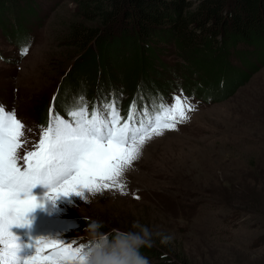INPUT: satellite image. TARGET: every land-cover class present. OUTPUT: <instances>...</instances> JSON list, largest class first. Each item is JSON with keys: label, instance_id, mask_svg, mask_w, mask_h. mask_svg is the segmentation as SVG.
<instances>
[{"label": "rangeland", "instance_id": "1", "mask_svg": "<svg viewBox=\"0 0 264 264\" xmlns=\"http://www.w3.org/2000/svg\"><path fill=\"white\" fill-rule=\"evenodd\" d=\"M32 1L36 17L28 24L27 53L17 52L10 18L0 11V105L15 111L23 131H34L33 113L43 97L41 121L50 109L51 115L71 120L70 110L86 106L89 113L93 102H100L108 118L114 107L121 124L149 128L158 115L164 119V109L177 97L185 113L175 128L161 127L159 135L149 128L120 178L123 190L86 192L85 199L71 194V203L46 196L38 200L45 214L81 217L82 226L63 230L75 242L89 241L85 229L93 220L103 223L105 233L135 230L134 223L145 226L162 254L152 256L142 247L148 264H264V61H256L264 56V40L256 59L238 42L218 74L206 83L194 75L199 82L192 88L187 78L194 69L185 65L182 74L186 62L172 41L150 35L140 47L129 25L125 31L112 27L109 33L125 38L122 46L91 59L62 36L70 22L87 26L97 20L78 17L72 0ZM198 1L188 0L191 6ZM241 56L249 60L240 62ZM68 66H75L69 77ZM59 77L69 79L50 94ZM35 145L21 143L19 163Z\"/></svg>", "mask_w": 264, "mask_h": 264}, {"label": "snow or ice", "instance_id": "2", "mask_svg": "<svg viewBox=\"0 0 264 264\" xmlns=\"http://www.w3.org/2000/svg\"><path fill=\"white\" fill-rule=\"evenodd\" d=\"M68 115L71 121L51 115L50 109L47 127L42 129L35 150L28 151L21 164L17 150L25 126L14 110L6 112L0 105V264H76L84 245L74 247L75 241L65 244L38 238L34 254L20 255L18 237L10 229L28 225V214L42 206L31 194L32 188L49 186L47 197L53 201L61 195L85 199L86 192L113 187L123 190L120 178L136 159L149 128L159 135L161 127L175 128L177 119L185 118L178 97L164 109V119L158 115L155 126L150 124L149 128L121 124L114 107L110 118L97 110L89 118L86 106L70 110Z\"/></svg>", "mask_w": 264, "mask_h": 264}, {"label": "trees", "instance_id": "3", "mask_svg": "<svg viewBox=\"0 0 264 264\" xmlns=\"http://www.w3.org/2000/svg\"><path fill=\"white\" fill-rule=\"evenodd\" d=\"M72 1L77 8L78 17L82 20H97V24L87 26L80 21L70 22L67 32L62 36L78 49L86 50L84 54L93 59L97 53L99 56L105 51L115 52L118 45L122 46L125 38L109 33L110 29L116 27L125 31L129 25L131 36L140 47L143 41L151 39L150 35L172 41L176 45V54L186 62L180 69L182 74L187 67L194 69L192 73L186 71L189 73L188 86L192 88L196 87V81L199 82L193 81L194 75H199L198 78H202L205 83L206 79L215 77L221 64L226 62L229 49L233 50L238 42L245 54L254 59L256 52L262 51L259 40H264V0H199L193 6L188 0ZM31 5L32 0H20L19 3L16 0H0V11L6 12L10 18L9 27L12 30L8 32L12 35L13 45L24 44L30 39L28 24L32 17L34 19L36 17L34 7ZM1 19L0 12V21ZM107 41L109 44L113 43L112 47L106 46ZM88 44L89 48L86 46ZM233 53L238 55L235 50ZM86 55H83L78 63L83 62ZM261 58L256 59L258 64L259 61L261 64L264 63V56ZM246 60L249 59L242 56L239 58L240 62ZM73 68L69 69L68 66L64 73L69 77L68 71ZM68 79L63 80L59 77L55 92L60 88L61 80ZM200 84L203 85L201 82ZM214 87L218 92V86ZM44 101L45 97L38 104L35 112L37 117L44 113L46 104ZM54 103L55 107L61 109L59 102ZM148 248L152 256L154 254L162 257L158 248L152 245Z\"/></svg>", "mask_w": 264, "mask_h": 264}, {"label": "clouds", "instance_id": "4", "mask_svg": "<svg viewBox=\"0 0 264 264\" xmlns=\"http://www.w3.org/2000/svg\"><path fill=\"white\" fill-rule=\"evenodd\" d=\"M100 221H91L85 229L89 242L79 251L76 264H148V259L141 253L142 247H151V234L145 226L133 224L128 231H101ZM167 238L161 242L164 243Z\"/></svg>", "mask_w": 264, "mask_h": 264}, {"label": "bare ground", "instance_id": "5", "mask_svg": "<svg viewBox=\"0 0 264 264\" xmlns=\"http://www.w3.org/2000/svg\"><path fill=\"white\" fill-rule=\"evenodd\" d=\"M71 195V194H70ZM70 195L69 196H63V195H61L58 199H62V201L61 202H68L69 201V203H71V198H70Z\"/></svg>", "mask_w": 264, "mask_h": 264}]
</instances>
